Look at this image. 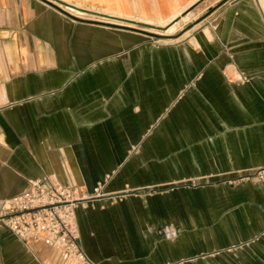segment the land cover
<instances>
[{
  "label": "crops",
  "instance_id": "0c3cea01",
  "mask_svg": "<svg viewBox=\"0 0 264 264\" xmlns=\"http://www.w3.org/2000/svg\"><path fill=\"white\" fill-rule=\"evenodd\" d=\"M57 1L198 18L164 43L50 0H0V210L50 178L86 198L92 264H264L263 0ZM50 253L0 228V264H61Z\"/></svg>",
  "mask_w": 264,
  "mask_h": 264
},
{
  "label": "built area",
  "instance_id": "2783aa9c",
  "mask_svg": "<svg viewBox=\"0 0 264 264\" xmlns=\"http://www.w3.org/2000/svg\"><path fill=\"white\" fill-rule=\"evenodd\" d=\"M85 201L76 184L30 181L25 193L3 202L0 228L23 243L43 242L66 264H92L78 245L75 210Z\"/></svg>",
  "mask_w": 264,
  "mask_h": 264
},
{
  "label": "water",
  "instance_id": "95a60500",
  "mask_svg": "<svg viewBox=\"0 0 264 264\" xmlns=\"http://www.w3.org/2000/svg\"><path fill=\"white\" fill-rule=\"evenodd\" d=\"M51 3L54 7H63L65 10H68L70 12H75L76 11H79V12H82V13H87V14H92V15H95V16H99V17H106V18H110V17H107V16H101L99 14H95V13H90V12H86V11H82V10H78L70 5H67V4H63V3H60L58 2L57 0H50ZM110 19H113L115 21H118V22H123V23H126V24H130V25H133V26H136V27H139V28H142L143 30H140L141 33L145 34L146 36L152 38V39H161L163 38V36L159 35V34H155L153 32H151L150 30L152 31H158V32H164L166 31L171 25L175 24L177 22V20H179L178 18L173 20L172 22H170L169 24H167L166 26L164 27H158V26H153V25H150V24H143V23H137V22H133V21H127V20H119V19H115V18H110ZM133 29V28H131Z\"/></svg>",
  "mask_w": 264,
  "mask_h": 264
},
{
  "label": "rangeland",
  "instance_id": "374dc122",
  "mask_svg": "<svg viewBox=\"0 0 264 264\" xmlns=\"http://www.w3.org/2000/svg\"><path fill=\"white\" fill-rule=\"evenodd\" d=\"M263 4H264V0H263ZM197 18L198 17H193L192 19L189 18V19H185V20H180V22L177 25H175V24L171 25L164 32H158L157 33V32L151 31V30L150 31L155 33V34H159V35H163L165 37H169V38H163V40H164L163 42L168 43L170 40H174L178 37H181L188 29H191L192 27H194L195 21H193V20H196ZM194 29H196V28H193V30ZM205 32H206V30H205ZM39 243H41L43 246H45V244L43 242H39ZM49 258H50V261H52V262H56V261L59 262V258H57L55 254L50 253ZM60 261H61V259H60ZM63 263L64 262L61 261V264H63Z\"/></svg>",
  "mask_w": 264,
  "mask_h": 264
},
{
  "label": "bare ground",
  "instance_id": "6f19581e",
  "mask_svg": "<svg viewBox=\"0 0 264 264\" xmlns=\"http://www.w3.org/2000/svg\"><path fill=\"white\" fill-rule=\"evenodd\" d=\"M150 21V20H149ZM110 22V21H109ZM114 22V21H113ZM136 22V21H135ZM152 22V21H151ZM169 22L170 21H168V22H159L158 24H152V23H148L147 22V24H152V25H154V26H159V27H164V26H166L167 24H169ZM145 23V22H144ZM154 23H156V22H154ZM130 26H132V25H130ZM134 27V26H133ZM132 27V28H133ZM152 31V30H151ZM154 32H157L158 33V31H154ZM161 36H163V35H161ZM165 37V36H164Z\"/></svg>",
  "mask_w": 264,
  "mask_h": 264
}]
</instances>
